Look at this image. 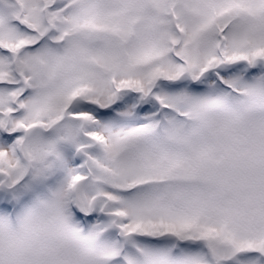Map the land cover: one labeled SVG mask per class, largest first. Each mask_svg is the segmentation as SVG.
<instances>
[{
	"label": "snow or ice",
	"instance_id": "6c2138e0",
	"mask_svg": "<svg viewBox=\"0 0 264 264\" xmlns=\"http://www.w3.org/2000/svg\"><path fill=\"white\" fill-rule=\"evenodd\" d=\"M0 264H264V0H0Z\"/></svg>",
	"mask_w": 264,
	"mask_h": 264
}]
</instances>
